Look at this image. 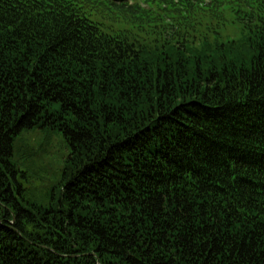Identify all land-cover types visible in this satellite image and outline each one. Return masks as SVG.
<instances>
[{
    "label": "trees",
    "instance_id": "16d2710c",
    "mask_svg": "<svg viewBox=\"0 0 264 264\" xmlns=\"http://www.w3.org/2000/svg\"><path fill=\"white\" fill-rule=\"evenodd\" d=\"M0 264H264V0H0Z\"/></svg>",
    "mask_w": 264,
    "mask_h": 264
},
{
    "label": "rangeland",
    "instance_id": "374dc122",
    "mask_svg": "<svg viewBox=\"0 0 264 264\" xmlns=\"http://www.w3.org/2000/svg\"><path fill=\"white\" fill-rule=\"evenodd\" d=\"M147 14L155 16L154 11ZM164 15L170 17L168 12ZM103 24L112 31L128 29L127 25L113 16L105 18ZM221 34L236 38L239 36V28L227 25L221 28ZM14 151L17 164L22 169H27V188L30 195L38 202L44 201L45 192L53 187L60 174L61 164L68 153L66 145L59 134L36 129L20 136L15 141Z\"/></svg>",
    "mask_w": 264,
    "mask_h": 264
}]
</instances>
